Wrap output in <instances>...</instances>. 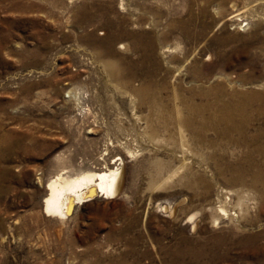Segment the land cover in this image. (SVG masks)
I'll list each match as a JSON object with an SVG mask.
<instances>
[{"label":"rangeland","instance_id":"obj_1","mask_svg":"<svg viewBox=\"0 0 264 264\" xmlns=\"http://www.w3.org/2000/svg\"><path fill=\"white\" fill-rule=\"evenodd\" d=\"M251 91L264 0H0V264H264V99L219 121ZM109 167L113 197L46 212Z\"/></svg>","mask_w":264,"mask_h":264},{"label":"bare ground","instance_id":"obj_2","mask_svg":"<svg viewBox=\"0 0 264 264\" xmlns=\"http://www.w3.org/2000/svg\"><path fill=\"white\" fill-rule=\"evenodd\" d=\"M226 90L227 89L224 85H217L214 86L209 93L218 98ZM242 97H244L243 100L235 104L223 105L222 103V106L220 105V122L222 120L230 122L238 114L245 112L248 105H253V103L259 98L264 99V92L251 91L244 93ZM198 109L199 113H202L204 110L203 106H200ZM207 126H209L210 129H216L217 127L219 128V124L215 122V119H212L210 123L203 121L200 124L197 142L200 148L198 155L201 160H204V153L202 152L204 151V148H211L214 145V140H206L203 136ZM180 130V132L184 133L182 126ZM227 130H230V128H228ZM224 132L226 133V131ZM184 135H182V147L187 145V139ZM119 174V168L115 167H109L105 170L102 169L98 171H86L75 175L58 173L47 183L48 194L45 198L46 212L49 214L51 213L57 215L61 218H66L70 214L76 203H84L86 201L92 200L96 195L106 198L113 197V195L116 194V192L120 188ZM177 174L178 170H172L169 172L168 178H173L177 176ZM241 177L242 173L240 174L239 178ZM237 193L238 195L240 194L241 197L242 192L238 191ZM221 210L224 211V208H221ZM218 218L219 215L215 217V220H217Z\"/></svg>","mask_w":264,"mask_h":264}]
</instances>
